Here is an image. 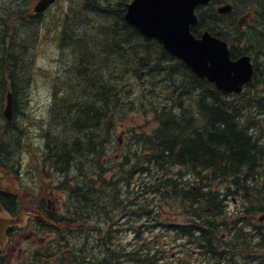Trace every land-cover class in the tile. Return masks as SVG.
I'll return each mask as SVG.
<instances>
[{
    "label": "trees",
    "instance_id": "obj_1",
    "mask_svg": "<svg viewBox=\"0 0 264 264\" xmlns=\"http://www.w3.org/2000/svg\"><path fill=\"white\" fill-rule=\"evenodd\" d=\"M110 2L103 3L107 7L101 9L88 7L87 3L73 5L69 9L72 12L65 16L61 11V49L72 58L73 68L83 72L68 77L63 101L54 104L52 115L63 128L59 125L55 129L51 122L44 162L67 175L75 170V178L79 177L75 185L70 177L63 182L69 188L67 217L72 225L83 223L77 230L85 234L77 235V230L70 228L63 233L57 231L59 236L39 254L38 264H171L164 262L162 246L152 245L143 234L160 223L157 212L169 208L168 202L175 199L192 211V222L180 227L162 223L164 228L182 233L209 260L230 261L236 256L248 260L252 249L259 257L264 255V231H258L254 243L248 232L232 228L222 249L217 245L224 241L221 231L227 227L230 196L245 199L249 213L264 211V187L259 181L264 177V79L249 84L239 95L224 94L195 76L178 59L167 60L158 41L141 36L128 24L119 9L124 0L120 4ZM26 21L36 24L35 18ZM205 27L222 36L216 14L207 18ZM32 31L36 33V27ZM251 33L254 41L264 43V21ZM0 44V102L5 101L9 89L17 102L19 93L27 97L36 69L20 61V54H25V40L12 36L8 46ZM247 50L253 53L252 48ZM165 62L167 67H163ZM142 70L166 75L176 87L175 101L156 104L152 114L158 126L149 134L137 136L135 151L106 163L105 140H112L109 132L114 130L117 115L122 114L123 97L130 105L136 104L130 95L117 90L111 83L112 76L129 71L133 78H139L137 74L140 76ZM174 76L180 80L172 81ZM14 132L4 125L0 127V164L6 165L10 157L16 163L13 152L19 145L12 143ZM18 132L22 135L21 130ZM174 166L186 167L190 178L180 180L173 174ZM110 169L115 174L111 178ZM139 172L152 179L131 188L136 182L133 175ZM215 183L221 184L220 188ZM1 197L12 214L20 211L18 197ZM254 197L260 201L255 202ZM141 216L149 223L140 224ZM93 224L95 232L90 231ZM122 230H132L136 235L134 245L118 238ZM8 262L0 253V264Z\"/></svg>",
    "mask_w": 264,
    "mask_h": 264
},
{
    "label": "rangeland",
    "instance_id": "obj_2",
    "mask_svg": "<svg viewBox=\"0 0 264 264\" xmlns=\"http://www.w3.org/2000/svg\"><path fill=\"white\" fill-rule=\"evenodd\" d=\"M24 1L26 0H0V42H3L4 46H8L12 36H17L19 40H25V54H20V61L25 65L28 63V67L31 65V69H36L34 81L27 90V97H23L22 93H19L13 122L9 123V128L16 130V136L18 135L19 138L17 142L20 151L16 155V163L22 162L23 164L19 165L17 169L18 176L10 172L9 175L4 174V172L0 173V188L5 186L8 189L20 192L22 195L21 206L22 202L23 205L32 206L34 202L31 198L40 199L43 203L50 199L51 207L60 211L64 210L67 205V190L64 187L66 184H62L65 179L61 180L62 175L56 174L54 170L49 169L43 163L41 153L43 141L40 135L43 132V127L48 124L53 102L55 101V104L59 105L63 101L61 99L64 93L63 87L69 85V83H65L68 77L74 78L77 74L83 72V70L73 68L71 64L72 58L61 49L62 31L58 27L61 24L51 26V23L58 22L61 11L64 12V16L67 11L72 12L68 6L71 3L78 6L80 0H59L56 5L52 6L50 12L46 13L41 21L36 20V24L33 23V26L26 20L31 16V7L38 0H29L28 2L26 1L27 3H23ZM111 1L114 4L121 3V0ZM237 6L242 9L237 10L236 21L244 17L245 11H251L252 9L251 3L245 1H238ZM262 10H264V7ZM95 16L99 17V14ZM91 18L93 19L94 15H91ZM34 27H36V33L32 31ZM31 31L33 38L31 37ZM39 36L42 37L40 41L38 40ZM15 51L18 52L17 49ZM163 67H166V64ZM128 72L112 76L113 82L111 83L116 86L117 90L135 99L136 104L130 105L127 97H123L122 114L121 116L117 115L115 120L116 125L114 126L112 141L109 143V150L106 154V163L113 157L135 151L134 145L137 136L149 134L154 127L158 126L152 114L156 104H172L175 101L174 88L176 87L171 82L169 83L166 75L160 73L151 75L143 71V75L139 76L140 73L137 74L139 78H133V75H129ZM180 74L185 75L186 72L180 71ZM171 80L179 81L180 78L174 76ZM5 105L6 99L4 102H0V127L6 120L4 115ZM20 130L23 137L18 132ZM130 144L132 145L131 148ZM11 161L14 162V158H11ZM173 174L181 180L190 178L186 167L175 166ZM114 175V169H110L108 177L111 178ZM148 175L152 174L149 173ZM19 176L20 178H16ZM133 179L136 182L131 184V188L138 184L141 185L144 180L152 178L139 172L133 175ZM261 183H264V178L261 179ZM220 186L221 184L215 183L216 188H220ZM254 201L258 202L260 198L254 197ZM168 203L169 208H163L159 215L158 221L160 224L152 229L144 230L143 235L145 238L148 241H152V245L162 246L164 262L177 264L180 258L185 257L186 264L212 263L213 261L209 260L207 256L200 254L195 244L187 243L186 238L180 233L164 228L165 225L172 221L176 223L188 222L186 218L180 216L182 211L178 207V202L170 200ZM245 207V199L243 201L236 198L232 200L231 197L228 202L230 213L239 217L245 215ZM247 220L250 223L253 221L259 227L257 231L261 230V226L264 225V211L253 214L250 218L245 217V223ZM144 222L149 223L147 218L141 216L140 224ZM162 223H164V226ZM124 228L126 227L124 226ZM30 230V227L21 230L18 234L20 237L16 236L17 238L11 245L12 247L16 243V248L11 249L10 247L9 250L6 248L1 254L2 257L10 256V264H28L29 256L34 251L46 245L49 239L59 236L57 233L43 234L42 236L39 234L36 236L34 232L31 234ZM76 234L85 233L79 231ZM253 234L255 235L254 231ZM117 235L126 245L131 242L134 245L136 235L132 233V230H122ZM223 237L225 238V234H223ZM184 243L186 244L184 245ZM252 252L254 255L256 253L259 254L254 250ZM253 257L246 264H264L263 256L256 258L257 260H254ZM222 264L225 263L223 262Z\"/></svg>",
    "mask_w": 264,
    "mask_h": 264
},
{
    "label": "water",
    "instance_id": "obj_3",
    "mask_svg": "<svg viewBox=\"0 0 264 264\" xmlns=\"http://www.w3.org/2000/svg\"><path fill=\"white\" fill-rule=\"evenodd\" d=\"M55 0H40L35 11L46 10ZM210 0H133L127 4L125 18L143 34L156 37L172 54L183 59L201 78H208L226 92L239 93L254 72L249 56L233 61L227 43L206 31L201 38L191 32L198 22L194 9ZM230 6L219 8L220 12ZM13 95L8 93L5 113L12 118ZM27 214L12 216L0 200V247L7 241L6 231L15 225H24Z\"/></svg>",
    "mask_w": 264,
    "mask_h": 264
},
{
    "label": "flooded vegetation",
    "instance_id": "obj_4",
    "mask_svg": "<svg viewBox=\"0 0 264 264\" xmlns=\"http://www.w3.org/2000/svg\"><path fill=\"white\" fill-rule=\"evenodd\" d=\"M92 5L93 4H91V6ZM99 5L102 7L101 3H99ZM211 12L212 10L209 7H205L202 10L201 16L202 17L208 16V14H210ZM236 14H237L236 11H234L233 13L229 12V13L223 14L222 16L218 15L216 18L218 28L222 32V37L226 42H228L229 47L231 49L232 59L236 60L243 55H249L251 56L255 69H264V58L261 55H259V53L255 54L257 50L258 51L264 50V43L262 42L258 44L256 41L253 40L252 38L253 33L251 32L255 30V27H251L249 21L244 25L241 23V19L236 21V18H237ZM242 21L244 22L246 21V19H242ZM246 27H249V30H250L249 32H245L247 30ZM193 29H195V31L201 30V22H199L198 25H196ZM247 48H252L253 54L247 52ZM37 200L41 201L40 199H37ZM47 200L49 203L51 202L50 199H47ZM48 206H50V204H48ZM46 212L48 216H54L57 211H56V208L51 207V210H48L46 208Z\"/></svg>",
    "mask_w": 264,
    "mask_h": 264
},
{
    "label": "bare ground",
    "instance_id": "obj_5",
    "mask_svg": "<svg viewBox=\"0 0 264 264\" xmlns=\"http://www.w3.org/2000/svg\"><path fill=\"white\" fill-rule=\"evenodd\" d=\"M120 9V8H119ZM239 11V10H238ZM250 42V41H249ZM133 83V82H132ZM142 143V142H141ZM86 249V248H85Z\"/></svg>",
    "mask_w": 264,
    "mask_h": 264
}]
</instances>
